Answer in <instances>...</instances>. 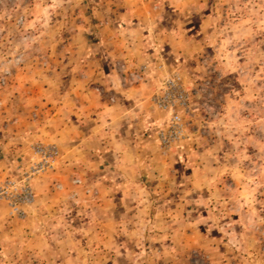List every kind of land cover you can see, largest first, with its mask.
I'll return each instance as SVG.
<instances>
[{"label": "rangeland", "instance_id": "rangeland-1", "mask_svg": "<svg viewBox=\"0 0 264 264\" xmlns=\"http://www.w3.org/2000/svg\"><path fill=\"white\" fill-rule=\"evenodd\" d=\"M117 1L0 0V90L75 26L89 44L99 22L121 23ZM154 1L142 53L159 61V80L180 75L184 136L160 148L168 114L156 109L154 158L137 179L112 171L113 195L74 165L38 174L24 217L0 204V264H264V0Z\"/></svg>", "mask_w": 264, "mask_h": 264}, {"label": "crops", "instance_id": "crops-1", "mask_svg": "<svg viewBox=\"0 0 264 264\" xmlns=\"http://www.w3.org/2000/svg\"><path fill=\"white\" fill-rule=\"evenodd\" d=\"M118 2L123 9H112L110 18L121 23L99 22L98 40L89 44L78 42L83 26H75L69 42L52 46L47 59L26 63L0 90V180L18 175L17 165L39 146L55 151L58 170L74 165L78 177L95 179L97 194L109 196L116 189L110 173L122 182L137 179L133 168L154 158L147 132L157 116L151 95L161 72L159 61L142 52L150 50L144 36L154 32L157 5ZM38 180L30 183L33 201Z\"/></svg>", "mask_w": 264, "mask_h": 264}, {"label": "built area", "instance_id": "built-area-1", "mask_svg": "<svg viewBox=\"0 0 264 264\" xmlns=\"http://www.w3.org/2000/svg\"><path fill=\"white\" fill-rule=\"evenodd\" d=\"M4 81L0 80V85ZM187 93L185 92L181 77L177 72L164 75L158 82L151 95L152 105L167 112L166 123L156 129L155 139L160 148H168L184 136V123L181 113L185 112ZM33 158L24 165L18 164V175L6 176L0 180V204L7 209V215L12 218H21L25 215L26 208L33 202L31 180L47 170H52L55 165L56 154L50 148L34 146ZM74 183L78 179L73 180Z\"/></svg>", "mask_w": 264, "mask_h": 264}]
</instances>
